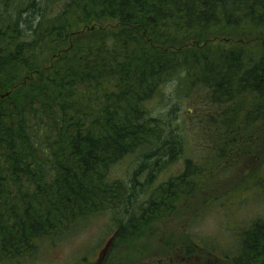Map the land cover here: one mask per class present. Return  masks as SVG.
<instances>
[{
	"label": "trees",
	"instance_id": "obj_1",
	"mask_svg": "<svg viewBox=\"0 0 264 264\" xmlns=\"http://www.w3.org/2000/svg\"><path fill=\"white\" fill-rule=\"evenodd\" d=\"M243 21L264 34V0H0V264L34 256L95 216L112 218L114 244L153 234L170 210L194 204L197 218L232 190L207 182L224 168L235 183L262 186L264 161L245 168L240 159L264 155V48L242 40L213 50L207 35ZM176 78L178 95L201 99L196 126L211 141L200 146L215 165L186 156L183 172L158 184L184 155L186 134L147 104ZM128 158L138 165L127 181L113 170ZM238 225L223 257L191 232L195 247L182 238L174 251L264 262V217Z\"/></svg>",
	"mask_w": 264,
	"mask_h": 264
},
{
	"label": "rangeland",
	"instance_id": "obj_2",
	"mask_svg": "<svg viewBox=\"0 0 264 264\" xmlns=\"http://www.w3.org/2000/svg\"><path fill=\"white\" fill-rule=\"evenodd\" d=\"M258 29L255 25H249L243 21L231 31L209 30L207 35H211L209 41L213 50L217 46L226 47L233 43L241 45L240 41L242 40L252 41L263 49L264 34L260 33ZM214 36H218V38L215 39ZM230 38L231 40H229ZM178 84V78L166 84L162 88L160 96L155 97L147 104L151 116L170 123L174 130L186 134V138L183 139L185 143L184 155L170 163L168 165L170 169L162 171L158 184L182 173L185 168L186 156L194 158L195 162L199 164L204 160L207 165H211L210 170L215 165V162L210 158L212 150L200 146V141H211V135L200 131L201 126H196V121L200 119L201 114L200 111L197 113L195 106L201 99L198 100L197 96L186 99L182 96L183 94L178 95L175 92ZM174 107H177V110L172 114ZM214 107L211 104L204 105V109L201 108L205 112L203 117L210 113ZM213 155L215 156L214 150ZM205 156L206 159H204ZM216 156L218 157L217 153ZM261 157V161L251 158L250 165H247L248 163L245 162L247 159L245 160L243 157L240 159V164L244 163L241 167H262L264 155ZM137 165V161L128 158L119 163L113 172L128 181ZM224 169L223 173H209L210 179L207 182L210 188L213 184L219 185L218 177L222 181L218 189L225 187L227 191L234 185L232 190L225 197L223 204H218V201L211 210L202 211L197 218L195 215L203 208L197 209L194 204L191 209L170 210L154 223L153 234L140 230L137 234L114 244L116 233L112 218L108 215L95 216L77 232L69 234L61 240H56L52 244L44 242L34 256L5 264H227L224 260L215 261V256L209 254L207 250L199 251L200 257L195 255L185 257L174 251L177 245L183 243L182 238L185 240V232H191L192 237L198 243H202L203 246L206 244V249H209L207 245L213 244L214 252L223 257L225 252L234 245L236 237L234 230L239 228L238 224L241 222L250 223L255 218L264 217V180L256 178L262 184L258 188L255 187L252 178L245 181L238 180L235 183L236 176L233 174V167ZM201 178L206 179L204 176ZM181 205L188 204L185 202ZM185 241L188 242L180 246L195 247L193 241ZM254 264H264V262L258 261Z\"/></svg>",
	"mask_w": 264,
	"mask_h": 264
}]
</instances>
